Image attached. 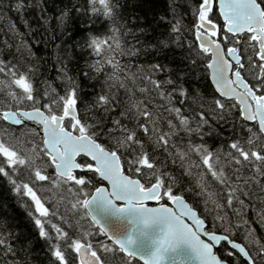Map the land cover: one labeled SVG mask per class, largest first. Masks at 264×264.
I'll list each match as a JSON object with an SVG mask.
<instances>
[{"label": "snow or ice", "instance_id": "snow-or-ice-1", "mask_svg": "<svg viewBox=\"0 0 264 264\" xmlns=\"http://www.w3.org/2000/svg\"><path fill=\"white\" fill-rule=\"evenodd\" d=\"M0 180V264H264V0H0Z\"/></svg>", "mask_w": 264, "mask_h": 264}, {"label": "trees", "instance_id": "trees-1", "mask_svg": "<svg viewBox=\"0 0 264 264\" xmlns=\"http://www.w3.org/2000/svg\"><path fill=\"white\" fill-rule=\"evenodd\" d=\"M166 3L167 0H128L129 6L133 8L138 16H147L149 18H151L152 15L159 13ZM180 3H184V0H180ZM190 18L191 16L189 14L188 19ZM80 27L81 25L77 23L69 26L67 31L69 33L73 31L78 32ZM21 31H23L22 28ZM188 39H191V37H188ZM209 85L210 78L201 79L200 86L203 92L207 93L210 90ZM208 143L212 144L213 140H209ZM21 203L22 202L18 201L14 194L7 191L4 181L0 180V215L4 214L6 210L7 218L10 220V222L19 225L25 234L29 236V238L35 239L34 254H36L42 250V242L38 237L35 236V230L27 218L25 208L21 207ZM254 227L256 226L254 225Z\"/></svg>", "mask_w": 264, "mask_h": 264}, {"label": "water", "instance_id": "water-1", "mask_svg": "<svg viewBox=\"0 0 264 264\" xmlns=\"http://www.w3.org/2000/svg\"><path fill=\"white\" fill-rule=\"evenodd\" d=\"M102 219L106 222V224L110 227L115 229L117 227V223L114 218L110 216H102ZM186 247V246H185Z\"/></svg>", "mask_w": 264, "mask_h": 264}]
</instances>
